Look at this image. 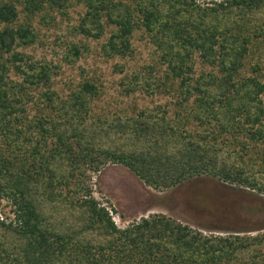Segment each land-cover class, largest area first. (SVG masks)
<instances>
[{
    "label": "trees",
    "instance_id": "1",
    "mask_svg": "<svg viewBox=\"0 0 264 264\" xmlns=\"http://www.w3.org/2000/svg\"><path fill=\"white\" fill-rule=\"evenodd\" d=\"M84 3L88 11L79 35L97 40L106 27L116 29L103 45L107 58L130 55L131 38L141 28L160 50L165 78L136 76L126 94L144 86L149 95H170L172 84L179 83L177 106L190 116L170 118L155 107L133 116L121 111L113 118L94 117L102 91L85 80L66 98L50 89L43 93L44 107L34 121L19 117L22 94L48 86L52 69L39 62L21 65L25 59L17 47L36 36L30 26L16 24V3L2 0L0 208L7 201L13 218L0 216V264H264V225L255 235L248 233L252 230L205 235L153 214L121 229L94 197L91 175L111 163L158 191L206 176L264 195V156L258 153L264 144L261 66L243 76L250 53L264 46V0ZM196 54L217 63L228 80L221 83L212 72L194 80ZM80 56L75 45L67 59ZM12 69L23 77L19 86L8 81ZM192 123L199 126L193 133Z\"/></svg>",
    "mask_w": 264,
    "mask_h": 264
},
{
    "label": "rangeland",
    "instance_id": "2",
    "mask_svg": "<svg viewBox=\"0 0 264 264\" xmlns=\"http://www.w3.org/2000/svg\"><path fill=\"white\" fill-rule=\"evenodd\" d=\"M13 1L18 11L16 24L30 26L36 36L35 42L17 47V51L25 59L21 65L27 69L28 64L39 62L52 69V79L48 86L32 91L29 97L22 94L23 98L17 103L19 117L27 116V119L34 121L37 109L44 107L43 93L50 89L66 98L85 80L95 81L102 91L101 98L93 104L94 117L106 115L113 118L121 111L133 116L143 109L155 107L166 109L170 118H175L177 113L184 118L190 116L184 108L178 107L182 99L179 83L172 84L174 92L170 95H149L144 86L126 94V88L136 76L152 75L159 79L166 76L167 67L161 64L160 50L154 43V37L145 28L133 34V51L130 55L124 58H107L103 53V45L115 28L106 27L105 36L97 40L86 38L76 31L81 18L88 11L85 0ZM197 1L205 5L224 0ZM106 22L103 19V23ZM5 26L0 21V31ZM75 45L80 48L81 56L70 62L67 58ZM247 64L245 70L243 69V76L253 75L251 67L259 64L261 71L257 75L264 82V46L258 50L253 49ZM209 72L221 83L228 80L229 76L217 63L210 65L196 54L192 74L194 80ZM8 79L10 85L19 86L23 82V77L15 69L9 72ZM190 104H193L192 101ZM198 127L197 123H192L188 128L193 133ZM3 141L4 138L1 137V145H4ZM258 149L259 156H264V144H260ZM91 175L94 197L110 210L115 223L121 229L141 218L161 214L189 225L205 235L246 234L241 232L247 230H252L248 233L255 235L263 231L264 195L252 189L237 188L202 176L158 191L147 186L128 168L111 163L104 166L101 172ZM1 203L0 216L10 220V217L13 218V208L7 201ZM256 229L260 230L254 231Z\"/></svg>",
    "mask_w": 264,
    "mask_h": 264
}]
</instances>
